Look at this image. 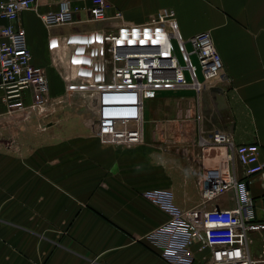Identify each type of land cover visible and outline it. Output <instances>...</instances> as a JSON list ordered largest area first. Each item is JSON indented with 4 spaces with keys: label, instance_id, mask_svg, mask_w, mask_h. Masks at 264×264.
<instances>
[{
    "label": "crops",
    "instance_id": "0c3cea01",
    "mask_svg": "<svg viewBox=\"0 0 264 264\" xmlns=\"http://www.w3.org/2000/svg\"><path fill=\"white\" fill-rule=\"evenodd\" d=\"M107 2V20L77 22L88 40L107 30L143 31L153 15L173 8L184 38L210 31L232 82L200 95L191 89L160 93L148 114L145 105L144 142L135 146L103 140L93 126V106L89 113L83 92L68 91L53 70L51 104L59 109L60 100L66 106L70 100L76 110L57 121L39 113L9 118L0 104V264H209L210 252L186 236H172L163 249L148 235L174 216L198 219L207 209L233 207V190L211 201L201 194L205 170L219 166L249 182L262 218L261 177L225 160L231 145L215 148L202 139L222 129L234 145L264 148V0ZM50 8H58L56 0H40L36 11L19 18L39 66L63 40L57 26L46 27L39 16ZM6 23L0 18V26ZM85 49L79 63L88 61ZM263 238L264 231L250 235L254 257L261 255Z\"/></svg>",
    "mask_w": 264,
    "mask_h": 264
},
{
    "label": "built area",
    "instance_id": "2783aa9c",
    "mask_svg": "<svg viewBox=\"0 0 264 264\" xmlns=\"http://www.w3.org/2000/svg\"><path fill=\"white\" fill-rule=\"evenodd\" d=\"M56 1L58 8L39 14L46 27L109 18L107 0H89L85 5L73 0ZM39 3L0 0V18L8 21L0 26V104L9 118L24 119L33 112L45 114L50 102L48 72L45 66L33 62L26 28L19 22L23 11H36ZM115 17L121 18L122 13L116 11ZM84 46L89 50L88 61H80L74 74L77 79L68 81L66 89L81 91L93 99L95 132L111 144L135 146L144 142L145 105L160 93L191 89L200 95L209 86L232 82L210 31L184 38L173 8H163L153 15L143 31L107 30L87 39ZM192 55L197 57L198 65ZM202 143H212L215 148L231 145L225 160L239 162L247 176L259 175L264 185V148L259 143L234 145L231 134L222 129L204 137ZM202 180L205 200H215L233 190L236 204L207 209L198 219L174 216L153 230L149 241L165 249L172 236L181 235L190 245L210 252L209 264H264V238L261 255L254 257L251 253L250 235L264 231V211L259 218L249 182L238 178L236 170L229 167L208 168Z\"/></svg>",
    "mask_w": 264,
    "mask_h": 264
},
{
    "label": "rangeland",
    "instance_id": "374dc122",
    "mask_svg": "<svg viewBox=\"0 0 264 264\" xmlns=\"http://www.w3.org/2000/svg\"><path fill=\"white\" fill-rule=\"evenodd\" d=\"M78 24L79 23L75 21L69 24L57 26L58 28L57 30L62 33L63 40L61 42L60 49L56 51L54 57L47 58L48 62L44 65L46 67L47 72L49 70H53L58 74L64 86L68 83V81H73L77 79L76 77H74V74L78 70L79 59H80L79 57L83 55L84 51H87L84 46V43L87 41V38H83L84 34L78 30ZM186 47L188 48V50L192 48L190 43L186 44ZM178 56L181 62H183L180 52H178ZM191 58L194 64L198 65L197 57L195 55H192ZM61 65H62V69L66 70V72L63 74H67L70 76L68 79H65L63 77V74L59 72L61 70L60 68ZM71 72H73V74ZM198 73L201 76L200 69L198 70ZM83 100H84L82 101L83 106L85 107L87 105L86 106L87 111L91 113L89 109L90 108L92 109V101L90 102L89 97L87 96H84ZM158 101L159 99L156 98L147 101L146 103L147 114L149 113L150 108H152V104ZM60 102L62 103L60 106L61 108L59 109H57L58 106L57 102H53L54 104L53 103L51 104V102L48 103L49 106L50 104L52 105L51 106L52 109L49 110L47 106V110L44 114L45 118H47L50 121H55V120L57 121L59 118H63L65 116L66 111L69 110L73 111L77 109L76 104L70 102V100L66 102L67 106L65 105V103H63V99L62 101L60 100ZM33 114L35 115V117L38 115L36 112H33ZM216 168L226 169L225 167L222 166Z\"/></svg>",
    "mask_w": 264,
    "mask_h": 264
}]
</instances>
